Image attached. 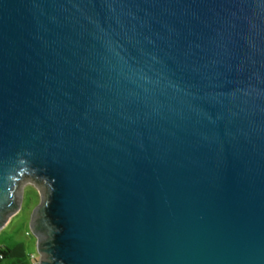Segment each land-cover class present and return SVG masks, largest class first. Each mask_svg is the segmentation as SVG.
<instances>
[{
  "label": "water",
  "instance_id": "95a60500",
  "mask_svg": "<svg viewBox=\"0 0 264 264\" xmlns=\"http://www.w3.org/2000/svg\"><path fill=\"white\" fill-rule=\"evenodd\" d=\"M40 264H264V0H0V231Z\"/></svg>",
  "mask_w": 264,
  "mask_h": 264
},
{
  "label": "crops",
  "instance_id": "0c3cea01",
  "mask_svg": "<svg viewBox=\"0 0 264 264\" xmlns=\"http://www.w3.org/2000/svg\"><path fill=\"white\" fill-rule=\"evenodd\" d=\"M13 218L0 231V234H7L5 240L0 242V254H5V258L0 259V264H31V254L36 253L34 247L37 248V239L31 238L33 234L28 229L24 236L17 233L15 228H10Z\"/></svg>",
  "mask_w": 264,
  "mask_h": 264
},
{
  "label": "rangeland",
  "instance_id": "374dc122",
  "mask_svg": "<svg viewBox=\"0 0 264 264\" xmlns=\"http://www.w3.org/2000/svg\"><path fill=\"white\" fill-rule=\"evenodd\" d=\"M22 190V205L20 211L14 216L10 228H15L17 233L26 235V230H30L29 223L35 208L41 203L40 192L34 183L25 182ZM10 231V230H9ZM7 234H0V242L5 240ZM32 239L36 238L32 235ZM37 252V248L34 247Z\"/></svg>",
  "mask_w": 264,
  "mask_h": 264
},
{
  "label": "built area",
  "instance_id": "2783aa9c",
  "mask_svg": "<svg viewBox=\"0 0 264 264\" xmlns=\"http://www.w3.org/2000/svg\"><path fill=\"white\" fill-rule=\"evenodd\" d=\"M5 254H0V259H4ZM31 264H40V254L39 253H32L31 254Z\"/></svg>",
  "mask_w": 264,
  "mask_h": 264
}]
</instances>
